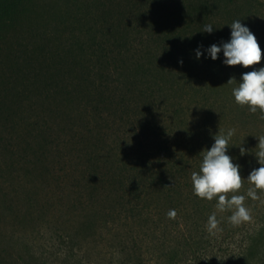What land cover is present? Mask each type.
<instances>
[{"label":"trees","instance_id":"1","mask_svg":"<svg viewBox=\"0 0 264 264\" xmlns=\"http://www.w3.org/2000/svg\"><path fill=\"white\" fill-rule=\"evenodd\" d=\"M46 1L0 0V264H51L27 233L53 221L87 251L72 264H264V191L246 196L264 119L232 95L264 67V0ZM235 20L256 36L260 64L208 54ZM228 129L252 214L238 226L191 182Z\"/></svg>","mask_w":264,"mask_h":264},{"label":"clouds","instance_id":"2","mask_svg":"<svg viewBox=\"0 0 264 264\" xmlns=\"http://www.w3.org/2000/svg\"><path fill=\"white\" fill-rule=\"evenodd\" d=\"M230 27V41L224 42L220 46L212 44L207 49L211 59L216 60L218 54L223 51V63L227 66L240 65L249 68L260 64L262 51L256 36L240 20L233 21ZM202 31L212 33L213 26L205 25ZM201 55L202 53L198 50L197 58ZM241 81L232 89L236 103L240 106H247L251 113L259 111L260 118L264 119V67L245 72ZM227 83L236 84L237 81L235 78H230ZM235 131V129H228L226 134L218 132L214 136L215 142L211 148L201 152L202 162L199 171L192 172L191 182L193 192L197 197L208 201L215 198L217 210L219 212L231 211L232 214L228 217L229 223L238 226L252 220L251 209L245 206L246 196L254 201L260 200L257 190L264 191V135L257 137L259 143L255 155L260 167L253 169L246 179L251 187L248 188L245 196L236 194L243 187L245 181L240 174L241 166L233 163L232 157L227 154ZM245 153L246 149L240 147V154L243 156ZM229 194L231 195L229 196ZM261 202L264 203V201ZM167 216L174 220L177 216L176 210H169ZM219 224L216 212H213L206 225L208 233L215 235L218 231H222Z\"/></svg>","mask_w":264,"mask_h":264},{"label":"rangeland","instance_id":"3","mask_svg":"<svg viewBox=\"0 0 264 264\" xmlns=\"http://www.w3.org/2000/svg\"><path fill=\"white\" fill-rule=\"evenodd\" d=\"M57 1V0H56ZM47 0L46 3L50 7H56L59 10H64L65 6L62 1ZM57 9V10H58ZM41 10V9H39ZM44 10H42L43 12ZM8 51L4 53V59L7 57ZM62 224V223H61ZM58 221H53L48 223L45 228L42 229L40 234H33L32 229L30 230L28 236H30L29 242L32 244L31 253L41 260H49L51 264H65L66 262L74 263L77 258H82L87 255V251H79L77 248L73 247V244L70 242V239L67 237L68 228L66 224L61 230L62 225ZM29 228V227H27ZM31 228V227H30ZM65 229V230H64ZM8 232H17L13 223H8ZM23 230V229H22ZM65 235V236H64ZM34 239V241H33ZM22 243V242H20ZM24 246V244H22ZM15 246V245H14Z\"/></svg>","mask_w":264,"mask_h":264}]
</instances>
